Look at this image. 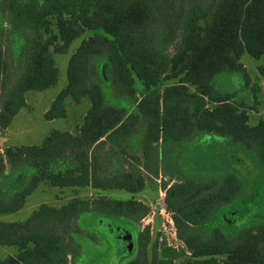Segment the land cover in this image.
I'll return each mask as SVG.
<instances>
[{"label":"trees","instance_id":"obj_1","mask_svg":"<svg viewBox=\"0 0 264 264\" xmlns=\"http://www.w3.org/2000/svg\"><path fill=\"white\" fill-rule=\"evenodd\" d=\"M87 32L94 34L72 54L67 85L45 113L46 120L65 118L68 101L87 98L82 122L74 132L54 130L40 145L0 154V216L21 211L44 184L73 196L60 207L42 203L26 221H0V246L17 249L0 264H74L80 254L74 234L85 214L138 225L139 253L127 264H264V217L242 223V179L197 170L205 166L198 138L210 135L245 148L264 172V118L250 125L247 104L216 84L222 73H240L250 84L241 58L264 57V0H0V130L26 106V92L57 84L54 55ZM99 59L109 66L113 97L131 100L136 112L107 103ZM258 71L264 77V65ZM164 83L171 84L160 89ZM143 124L139 151H131ZM22 170V181L13 178ZM160 177L180 250L160 245L150 226L139 228L150 214L147 204L81 195L137 194ZM225 213L231 224L220 220ZM132 239L125 241L130 249Z\"/></svg>","mask_w":264,"mask_h":264},{"label":"rangeland","instance_id":"obj_2","mask_svg":"<svg viewBox=\"0 0 264 264\" xmlns=\"http://www.w3.org/2000/svg\"><path fill=\"white\" fill-rule=\"evenodd\" d=\"M92 34L94 33L87 32L81 38L74 40L66 53L54 55V60L59 70L57 84L42 91L31 90L26 92V106L18 112L6 130H0V154H3L7 147L40 145L44 138L54 130L70 132L76 130L77 125L82 122L84 114L90 108V101L87 98L82 99L78 103L68 101V115L65 118L46 120L45 113L50 109L57 95L67 85V67L72 54L79 47L82 39ZM241 62L247 68L250 76L251 82L247 87H245L243 75L240 73H222L216 77V84L221 91L237 93V101L243 102L248 106L250 125L255 126L264 118V77L258 71V66L264 65V57L260 60H255L244 54ZM95 66L104 87L107 103L125 106L130 112H136V105L131 100H121L113 97L110 88L111 74L107 63L99 59L95 62ZM170 84L164 83L159 88L163 89ZM254 84H257L261 90L254 93L252 90ZM136 87L138 98H141L145 91H143L140 82H137ZM254 95L257 97L255 102L253 100ZM250 106H256L257 109L251 110ZM144 130L145 124L141 125L139 132L129 141L128 145L131 151H139ZM198 139L202 143V145L198 144V146L203 153L201 161L205 166L197 170L236 173L242 179L246 188L244 195L240 198V203L245 212V218L240 216V218L245 220L242 223L249 224L258 217H264V172L252 153L229 139L210 135H202ZM209 142H212L214 146H209ZM184 152L183 150L182 153ZM24 172L22 170L13 178L22 181ZM10 182L11 180L9 179L8 183ZM161 182V177L151 179L147 182L146 188L137 194L122 190L98 192L88 189L83 190L81 195L92 196L91 198L105 196L116 200L135 199L147 204L150 206L151 211L141 221L139 228L149 224L152 231L151 234L153 239H155L158 236L159 238L163 236L161 232L163 219L160 213L162 210H167L164 202L166 193L161 186ZM72 196L73 194L69 190H60L47 184L41 185L28 197L26 206L21 211L0 216V221H26L42 203L60 207L70 201ZM231 215V213L230 216L229 213H225L220 220L225 224H231L233 222ZM79 224L81 225L80 233L74 234V238L80 244V254L74 264H127L138 255V225L132 221L100 214H85ZM207 227L208 229L213 228L214 222L209 223ZM130 235L133 237V249H130V246L128 247V244H125ZM162 243H164L163 240L159 239V244L161 245ZM16 253L17 249L14 247L0 246L1 260L11 255H16ZM149 254H151V250H149ZM125 256L127 258H123Z\"/></svg>","mask_w":264,"mask_h":264},{"label":"built area","instance_id":"obj_3","mask_svg":"<svg viewBox=\"0 0 264 264\" xmlns=\"http://www.w3.org/2000/svg\"><path fill=\"white\" fill-rule=\"evenodd\" d=\"M160 214L163 219V222L161 224V232L163 233V238L161 237L160 240H163L167 247L172 248L174 250H180L184 247V245L178 239L177 230L175 227L172 213L168 210H162Z\"/></svg>","mask_w":264,"mask_h":264},{"label":"flooded vegetation","instance_id":"obj_4","mask_svg":"<svg viewBox=\"0 0 264 264\" xmlns=\"http://www.w3.org/2000/svg\"><path fill=\"white\" fill-rule=\"evenodd\" d=\"M143 221V220H142ZM146 226H150V225H146ZM145 227V226H144ZM144 227H142V229L144 228ZM151 233H152V231H151ZM159 239H161V237L159 238ZM166 245V244H165ZM172 249V248H171Z\"/></svg>","mask_w":264,"mask_h":264}]
</instances>
